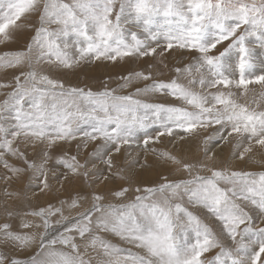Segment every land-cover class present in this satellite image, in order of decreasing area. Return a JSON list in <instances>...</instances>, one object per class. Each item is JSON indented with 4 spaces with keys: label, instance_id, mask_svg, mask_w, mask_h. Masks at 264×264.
<instances>
[{
    "label": "snow or ice",
    "instance_id": "1",
    "mask_svg": "<svg viewBox=\"0 0 264 264\" xmlns=\"http://www.w3.org/2000/svg\"><path fill=\"white\" fill-rule=\"evenodd\" d=\"M13 44L0 264H264V168L232 167L264 152V0H0V46ZM141 60L115 87L68 80ZM158 65L173 75L154 78ZM186 144L202 155H177ZM149 154L174 167L144 180ZM22 180L54 201L10 204Z\"/></svg>",
    "mask_w": 264,
    "mask_h": 264
},
{
    "label": "rangeland",
    "instance_id": "2",
    "mask_svg": "<svg viewBox=\"0 0 264 264\" xmlns=\"http://www.w3.org/2000/svg\"><path fill=\"white\" fill-rule=\"evenodd\" d=\"M16 47H17V45H14V44L13 45H9L7 49H5L2 46H0V53H2L3 51L15 50ZM164 63L167 64L169 67H171V65L179 63V58L178 57H176V58L169 57L167 60L164 61ZM145 68H146V63L143 60L135 61V62H131L130 61V62H127V63L121 62L119 64H113V63L108 62V63L99 64L97 66L93 65L90 68H86L82 72L83 74L81 73V74H79V76H70V77H68V80L70 81V83H72L74 85L75 84H79L81 87H84V86L87 85V86H89V87H91L93 89H98V88H100V84H102L104 81L109 80V78L111 77V81L110 82H112L111 83L112 86L115 87L117 81L120 80L122 75H124V74H126V73H128L130 71H133V70L141 71V70H144ZM0 74H1L0 75V79H2L3 76H4L3 75L4 73L0 72ZM154 75H155L154 78H157L158 80H167L169 77H171L173 75V73L170 72L167 67L163 68L162 65H158L154 69ZM9 77H10V75H9ZM85 78H86V80H85ZM138 83L140 84L139 86H141V87L143 86V82H138ZM129 90L130 89H125L124 91L127 92ZM257 91H259V89ZM251 95L252 94L250 93L249 94V98H250ZM168 100H170V102L175 103V101L173 100L172 97H168ZM165 144H167V138H165ZM160 146L164 147V145H160ZM169 147H171V146H169ZM192 147L193 148H197V147H195L193 145H192ZM193 148H190V149H187V150L181 149V152L179 153L180 156H183L186 159H192V158H197V157L202 155V145H201L200 149H198V152L197 153L195 152L193 156H190L191 155L190 151H192L191 149H193ZM188 153H189V156H188ZM254 153H255V151L251 154L252 158L249 160V162L247 164H244L243 162L237 161V162H233L232 167H234V168H247L248 170H252V171L261 170L262 168H264V163H262V161H264L263 160L264 157H261V155H263L264 152L259 154L260 155L259 159L256 158V154L254 155ZM179 154H177V155H179ZM227 155H228V153L226 155L222 154L223 157H227ZM148 159H149L150 163H153L154 167L149 169V170H145L143 172V174H141V176H142V178L144 180H154L156 178V175H157L158 172H165L169 168L173 167L171 165H163L162 162H159V163L156 162L155 158L152 157L151 154H149ZM168 166H169V168H168ZM13 185H12V187L9 190L10 191H13V190L14 191H18L20 193V197L18 199H16V200L9 201L10 204H20L22 207L26 206L27 203H31L33 206H37V205L44 206V205H46V203L48 201H50V200L54 201V199H55V194H53V193H49L47 195H43V194H39L38 193L36 196H33L34 188H32V187H30L28 185L27 180L14 182ZM109 186H111V185H109ZM81 187H82L81 181H79V180L69 181V182L65 183L64 189L59 193V195H60L61 198H66L69 194H71L72 192H74L76 190H79ZM96 190L97 191L105 190V185H103V184L98 185ZM25 192H27L28 201H25L24 203H21L22 201H24ZM0 200H3V195L2 194H0ZM53 219H55V218H53ZM114 243H119L120 247H123V248H130L131 247L130 245H127V244H124V243H121V242H118V241H114Z\"/></svg>",
    "mask_w": 264,
    "mask_h": 264
},
{
    "label": "bare ground",
    "instance_id": "3",
    "mask_svg": "<svg viewBox=\"0 0 264 264\" xmlns=\"http://www.w3.org/2000/svg\"><path fill=\"white\" fill-rule=\"evenodd\" d=\"M167 62V61H166ZM178 62V61H177ZM133 64V63H132ZM144 64V63H143ZM128 65V64H127ZM97 66V65H96ZM104 66V65H103ZM125 66V65H124ZM116 67V66H115ZM140 67V66H139ZM132 68V67H131ZM164 68V67H163ZM166 68V67H165ZM168 68V67H167ZM169 69V68H168ZM104 70V69H103ZM108 70V69H107ZM111 70V69H110ZM122 70V69H121ZM130 70V69H129ZM166 71V70H165ZM168 72V71H167ZM109 73V72H108ZM107 73V74H108ZM83 74V73H82ZM92 74V73H91ZM123 74V73H122ZM1 75V74H0ZM4 75V74H3ZM10 75V74H9ZM89 75V74H88ZM87 76V75H86ZM155 76V75H154ZM166 76V75H165ZM111 78V77H110ZM84 79V78H83ZM114 79V78H113ZM157 79V78H156ZM85 80H86V78H85ZM90 81V80H89ZM72 82V81H71ZM112 83V82H111ZM82 84V83H81ZM91 84V83H90ZM101 85V84H100ZM140 85V84H139ZM95 87V86H94ZM258 90V89H257ZM250 94V93H249ZM250 98H251V96H250ZM168 99V98H167ZM170 101V100H169ZM192 145L193 146H195V147H197L196 146V144L194 145V144H186V145H183V146H181V148H180V150L179 151H177L176 153L177 154H179L180 152H181V149H183V150H187V149H190V148H193L192 147ZM161 147V146H160ZM192 151H190L191 152V155L190 156H193L194 155V153L196 152H198V148H193V149H191ZM229 152V149L228 148H225V150H224V152L222 153L223 155H226L227 153ZM260 153H262L261 151H255V153H254V155L256 154V158H260ZM183 154V153H182ZM201 154V153H200ZM199 154V155H200ZM222 154H221V156H222ZM180 155V154H179ZM187 156V155H186ZM188 156H189V153H188ZM196 156V155H195ZM198 156V155H197ZM228 156V155H227ZM223 157V156H222ZM261 157H264V154L263 155H261ZM192 158V157H191ZM226 158V157H225ZM255 160V159H254ZM257 160V159H256ZM264 160V159H263ZM249 162V161H248ZM252 162V161H251ZM171 166H173L174 167V165H171ZM162 167V166H161ZM168 168H169V166H168ZM149 170V169H148ZM153 173V172H152ZM157 173V172H156ZM143 174V173H142ZM154 177V176H153ZM24 182V181H23ZM14 186V185H13ZM18 189V188H17ZM66 195V194H65Z\"/></svg>",
    "mask_w": 264,
    "mask_h": 264
}]
</instances>
